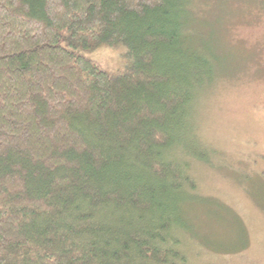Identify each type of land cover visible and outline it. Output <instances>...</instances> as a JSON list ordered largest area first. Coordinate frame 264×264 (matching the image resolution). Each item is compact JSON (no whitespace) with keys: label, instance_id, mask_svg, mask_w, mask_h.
<instances>
[{"label":"trees","instance_id":"obj_1","mask_svg":"<svg viewBox=\"0 0 264 264\" xmlns=\"http://www.w3.org/2000/svg\"><path fill=\"white\" fill-rule=\"evenodd\" d=\"M231 3L0 0V264H191L196 111L224 76L201 11L226 27Z\"/></svg>","mask_w":264,"mask_h":264},{"label":"rangeland","instance_id":"obj_2","mask_svg":"<svg viewBox=\"0 0 264 264\" xmlns=\"http://www.w3.org/2000/svg\"><path fill=\"white\" fill-rule=\"evenodd\" d=\"M207 9L201 13L217 10ZM228 9L218 30L211 15L204 17L213 22L224 76L217 75L196 111L194 146L204 157L190 171L198 193L187 220L196 235L186 243L191 264H264V11L247 14L243 0ZM122 47L101 44L83 54L114 72L127 66L123 52L115 68L102 54Z\"/></svg>","mask_w":264,"mask_h":264},{"label":"clouds","instance_id":"obj_3","mask_svg":"<svg viewBox=\"0 0 264 264\" xmlns=\"http://www.w3.org/2000/svg\"><path fill=\"white\" fill-rule=\"evenodd\" d=\"M124 49H106L103 52V56L110 58V67L115 68L117 66V62L121 59V52ZM97 55H101V53H97Z\"/></svg>","mask_w":264,"mask_h":264}]
</instances>
